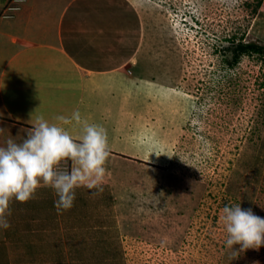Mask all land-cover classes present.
<instances>
[{
    "label": "rangeland",
    "instance_id": "1",
    "mask_svg": "<svg viewBox=\"0 0 264 264\" xmlns=\"http://www.w3.org/2000/svg\"><path fill=\"white\" fill-rule=\"evenodd\" d=\"M93 1H107L124 18L120 28L129 18L142 27L129 94L138 104L125 105L140 120L113 111L95 123L110 149L99 194L81 186L73 206L58 211L41 181L28 202H10L0 264H264V246L230 258L221 220L232 204L264 218V58L244 55L230 67L222 49L230 37L264 45V0ZM26 2L0 0V15ZM105 40L100 49L115 50ZM12 44L1 36L0 53ZM117 53L107 57L118 61ZM70 167L63 161L59 170Z\"/></svg>",
    "mask_w": 264,
    "mask_h": 264
},
{
    "label": "crops",
    "instance_id": "2",
    "mask_svg": "<svg viewBox=\"0 0 264 264\" xmlns=\"http://www.w3.org/2000/svg\"><path fill=\"white\" fill-rule=\"evenodd\" d=\"M106 2L27 0L28 9L8 17L0 15V38H9L15 45L8 46L4 50L7 53H0V138L24 136L40 117L59 124L71 135L74 131L79 135L83 122L95 124L111 119L113 111L119 119L121 115L140 120L137 109L126 106L138 104L129 94L132 80L137 79L134 73L139 72L135 59L143 47L142 27L133 29L129 18L126 24L131 27L120 28L124 18L120 20L109 4L105 6ZM112 20L117 24L110 26ZM119 28L122 31L116 35ZM20 30L23 33L18 35ZM104 40L111 42L115 50L100 49ZM123 45L126 52L121 50ZM111 51H118V61L107 57ZM96 52L101 60L89 61ZM124 87L128 89L126 96ZM75 111L80 113V124L71 119ZM58 116L67 117L69 122L58 121Z\"/></svg>",
    "mask_w": 264,
    "mask_h": 264
},
{
    "label": "clouds",
    "instance_id": "3",
    "mask_svg": "<svg viewBox=\"0 0 264 264\" xmlns=\"http://www.w3.org/2000/svg\"><path fill=\"white\" fill-rule=\"evenodd\" d=\"M56 119L65 124L69 122L65 116ZM71 119L80 124V113L73 112ZM32 125L27 138L21 142L9 139L6 146H0V228L10 227L6 215L10 202L13 199L28 202L41 181L58 197L54 201L58 211L73 206L75 190L81 186L95 189L93 196L103 191L101 182L110 156L103 126L83 122L82 134L74 138L64 127L49 123L43 117ZM155 154L160 156L159 152ZM63 161L71 162L69 170H59ZM221 220L227 233L226 246L232 250L231 259L237 258L240 252L264 246V218L254 214L251 208L226 205ZM235 245L240 246L238 251Z\"/></svg>",
    "mask_w": 264,
    "mask_h": 264
},
{
    "label": "trees",
    "instance_id": "4",
    "mask_svg": "<svg viewBox=\"0 0 264 264\" xmlns=\"http://www.w3.org/2000/svg\"><path fill=\"white\" fill-rule=\"evenodd\" d=\"M260 15L256 18V24L260 22ZM264 15V14H262ZM227 44H225L223 49L224 62L230 67L238 64L240 59L244 55H254L259 54L260 57L264 58V45L258 44L256 42H245L244 40H236L235 37H230L225 40ZM228 55V57L226 56Z\"/></svg>",
    "mask_w": 264,
    "mask_h": 264
},
{
    "label": "bare ground",
    "instance_id": "5",
    "mask_svg": "<svg viewBox=\"0 0 264 264\" xmlns=\"http://www.w3.org/2000/svg\"><path fill=\"white\" fill-rule=\"evenodd\" d=\"M160 85V84H159ZM140 123V122H139ZM140 136V135H139Z\"/></svg>",
    "mask_w": 264,
    "mask_h": 264
}]
</instances>
